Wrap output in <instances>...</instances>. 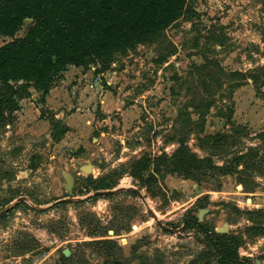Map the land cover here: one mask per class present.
Wrapping results in <instances>:
<instances>
[{
    "label": "rangeland",
    "instance_id": "rangeland-1",
    "mask_svg": "<svg viewBox=\"0 0 264 264\" xmlns=\"http://www.w3.org/2000/svg\"><path fill=\"white\" fill-rule=\"evenodd\" d=\"M186 7L108 66L69 65L44 99L31 88L0 127V264H220L191 221L200 209L264 264V86L246 78L264 67V0ZM180 140L232 171H166L151 185L133 175Z\"/></svg>",
    "mask_w": 264,
    "mask_h": 264
},
{
    "label": "trees",
    "instance_id": "trees-1",
    "mask_svg": "<svg viewBox=\"0 0 264 264\" xmlns=\"http://www.w3.org/2000/svg\"><path fill=\"white\" fill-rule=\"evenodd\" d=\"M186 11V0H0V35L12 37L0 46V127L31 88L42 92L44 99L69 65L86 69L101 62L108 66L114 55L164 30ZM25 19L34 22L25 35L14 37ZM232 75L252 78L257 90L264 86V67L246 78L243 71ZM210 137L217 143L226 139L222 134ZM179 143L172 155L162 152L153 158V167L151 158L136 161L133 175L151 185L156 173L166 171L187 178L203 169L232 171L199 158L185 140ZM146 170L152 172L144 179ZM102 188L106 187L95 189ZM191 221L206 234L220 264H248V257L240 255L237 236L210 230L198 218Z\"/></svg>",
    "mask_w": 264,
    "mask_h": 264
},
{
    "label": "water",
    "instance_id": "water-1",
    "mask_svg": "<svg viewBox=\"0 0 264 264\" xmlns=\"http://www.w3.org/2000/svg\"><path fill=\"white\" fill-rule=\"evenodd\" d=\"M22 82V81H21ZM87 167V169L84 168L85 171H89L90 169H88L89 166H85ZM69 178V186H68V189L69 190H72V186H73V179L71 176L68 177ZM136 192H139V190H135ZM116 191L115 190H111V189H107V190H98L96 191V194H112V193H115ZM207 210L206 209H200L199 210V213H198V221L199 222H202V219H203V214L206 212ZM158 224L165 230H168V231H182L184 230V227H181L179 229H175V228H172V227H169L167 225H165L164 223H162L161 221H158ZM217 232H227V227L224 226L222 228H217L216 230Z\"/></svg>",
    "mask_w": 264,
    "mask_h": 264
},
{
    "label": "crops",
    "instance_id": "crops-1",
    "mask_svg": "<svg viewBox=\"0 0 264 264\" xmlns=\"http://www.w3.org/2000/svg\"><path fill=\"white\" fill-rule=\"evenodd\" d=\"M75 67H77V66H75Z\"/></svg>",
    "mask_w": 264,
    "mask_h": 264
},
{
    "label": "bare ground",
    "instance_id": "bare-ground-1",
    "mask_svg": "<svg viewBox=\"0 0 264 264\" xmlns=\"http://www.w3.org/2000/svg\"><path fill=\"white\" fill-rule=\"evenodd\" d=\"M89 169V168H88Z\"/></svg>",
    "mask_w": 264,
    "mask_h": 264
}]
</instances>
